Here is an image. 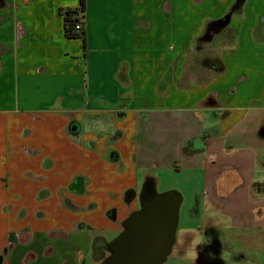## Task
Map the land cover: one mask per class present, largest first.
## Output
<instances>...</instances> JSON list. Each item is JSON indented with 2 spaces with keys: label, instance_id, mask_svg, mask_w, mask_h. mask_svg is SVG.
<instances>
[{
  "label": "crops",
  "instance_id": "crops-1",
  "mask_svg": "<svg viewBox=\"0 0 264 264\" xmlns=\"http://www.w3.org/2000/svg\"><path fill=\"white\" fill-rule=\"evenodd\" d=\"M235 1L0 0V264H96L94 238L169 169L195 173L198 234L182 237L217 239L219 264L255 243L264 264V0L218 28ZM228 27L223 70L204 67L197 50Z\"/></svg>",
  "mask_w": 264,
  "mask_h": 264
},
{
  "label": "water",
  "instance_id": "water-1",
  "mask_svg": "<svg viewBox=\"0 0 264 264\" xmlns=\"http://www.w3.org/2000/svg\"><path fill=\"white\" fill-rule=\"evenodd\" d=\"M181 199L175 190L157 192L151 181L145 182L139 207L127 215L118 234L109 241L94 238L96 264H162L175 242Z\"/></svg>",
  "mask_w": 264,
  "mask_h": 264
},
{
  "label": "rangeland",
  "instance_id": "rangeland-1",
  "mask_svg": "<svg viewBox=\"0 0 264 264\" xmlns=\"http://www.w3.org/2000/svg\"><path fill=\"white\" fill-rule=\"evenodd\" d=\"M260 27V24H258ZM233 37L234 34L232 30L228 27L226 30H221L220 33L217 34L216 40L212 42L202 43V48H199L197 50V54L199 56H196L200 59L203 57H211L214 54L213 47L215 44L217 46H221L223 49L227 48L224 46H232L233 44ZM256 41V40H255ZM204 46V47H203ZM229 49V48H228ZM233 148V147H229ZM263 160V154H262V148H259V151L255 152V170H259L261 168ZM257 161V164H256ZM192 174H195L194 172L190 171H177L174 169L169 170H158L156 175L162 179V181L159 184L155 185V190L157 192H163L166 190H175L178 193L181 194L182 201L180 203L179 207V221L176 229V241L171 249L170 254L167 257V260L164 261L162 264H191L197 257V249L198 246L203 245V237L196 235L193 239L188 240L182 237L184 231H193L194 233H197V225L195 223L190 224L189 223V215H188V209L191 204L192 195L188 194V189H191L194 187V179L191 178ZM96 196V195H95ZM98 214V210H95V215ZM187 226V227H186ZM186 227V229H185ZM118 234V233H117ZM112 232L106 233V236L110 239L114 237L115 235ZM202 243V244H201ZM205 243V242H204ZM231 248L233 252H235L234 258L231 257V254L229 251H227L226 248L223 249L221 253V257L227 260V264H255L251 261H247L246 257L248 259L254 258V251L257 249L261 250V247L258 245L256 246L255 243H246L242 240H235L231 243ZM107 252L104 251V255H106ZM257 264V263H256Z\"/></svg>",
  "mask_w": 264,
  "mask_h": 264
},
{
  "label": "trees",
  "instance_id": "trees-1",
  "mask_svg": "<svg viewBox=\"0 0 264 264\" xmlns=\"http://www.w3.org/2000/svg\"><path fill=\"white\" fill-rule=\"evenodd\" d=\"M242 0H236L235 3L232 5L231 9L229 10V13L227 14V16H225L223 19H221L219 21V26L218 28H220L222 25H224L227 20H228V16L230 13H232L236 8H238L240 2ZM79 10H82V3L81 6L79 8ZM75 11L74 10H67L64 12L63 14V32L64 35L67 38H74V37H79L78 34H76L73 31V26L74 24L77 22V18L74 16ZM205 33H206V29H205ZM203 33L201 36H199L197 39L199 41H207L209 40V35L206 36V34ZM201 64L204 67L207 68H211L217 72L222 71L223 70V65L221 63V61L216 58V57H203L201 59ZM217 250H218V243H217V239L212 238L211 240L207 241L206 243H204L202 246H200V264H217ZM212 253L214 254V258H209L208 254ZM219 264V263H218Z\"/></svg>",
  "mask_w": 264,
  "mask_h": 264
},
{
  "label": "built area",
  "instance_id": "built-area-1",
  "mask_svg": "<svg viewBox=\"0 0 264 264\" xmlns=\"http://www.w3.org/2000/svg\"><path fill=\"white\" fill-rule=\"evenodd\" d=\"M73 31L80 35L82 33V23L80 21H77L73 26Z\"/></svg>",
  "mask_w": 264,
  "mask_h": 264
}]
</instances>
